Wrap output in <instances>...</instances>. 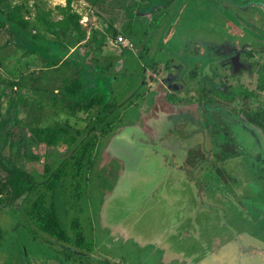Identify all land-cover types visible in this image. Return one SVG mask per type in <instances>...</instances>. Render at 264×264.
Returning <instances> with one entry per match:
<instances>
[{
	"label": "rangeland",
	"instance_id": "rangeland-1",
	"mask_svg": "<svg viewBox=\"0 0 264 264\" xmlns=\"http://www.w3.org/2000/svg\"><path fill=\"white\" fill-rule=\"evenodd\" d=\"M13 10L37 50L9 22ZM69 17L76 28H66ZM236 53L243 67L232 73ZM79 66L84 103L100 95L121 104L84 137H98L96 167L85 173L79 199L69 179L47 196L65 228L79 219L93 241L90 257L264 264V135L251 121L264 111V0H0V123L10 139L27 140L26 149L6 147L3 155L28 173L72 163L80 145L74 150L67 140L98 117L97 106L71 111L62 100ZM168 76L179 86H161ZM107 122H114L111 149L99 132ZM64 123L66 142L57 145L27 131ZM21 202L0 213V264H69L45 234L22 223Z\"/></svg>",
	"mask_w": 264,
	"mask_h": 264
},
{
	"label": "trees",
	"instance_id": "trees-1",
	"mask_svg": "<svg viewBox=\"0 0 264 264\" xmlns=\"http://www.w3.org/2000/svg\"><path fill=\"white\" fill-rule=\"evenodd\" d=\"M67 2L69 4L70 0H67ZM8 19H10L9 22L13 25L15 30L21 29V40L31 44L32 47L36 49L37 44L35 41H37V37L26 36V34L23 33L22 28L26 26V22L22 17L20 18L13 10L8 13ZM46 25L49 32L53 35L57 34L52 25H48L47 23ZM65 25L67 29H69V27H77L76 22L70 17L66 18ZM153 62V59L146 61L143 72L147 67H153ZM85 87L86 83L80 66L76 67L72 78L69 79L63 87L64 93L62 100L67 102L66 106L71 111L83 110L87 112L97 106L99 107V114L95 121L91 122L90 126L84 128L83 131L77 130L75 132L76 135L83 134L81 138H77L75 135L67 140L69 146H73L74 150L76 146L78 147L80 145L78 147L79 149L72 154V163H70L69 158L60 159L57 160L55 166L52 168L45 166L42 175L28 173L16 162V160H12L3 155V150L6 147L11 150L16 148L17 152L22 145L26 149L27 140L24 141L25 138H22V136H18L15 140H12L14 138L10 139L13 134L8 129L5 132L2 131L5 122L0 123V213L3 207L12 206L15 201L22 199L20 206V211L23 214L22 223H24V225L26 224L30 229L33 228L32 232L34 235L38 232L45 234L49 238L46 241L50 243L57 252L60 251L65 256V262H69V264H104L102 260L98 261V258L90 257L94 251L93 241L85 236L79 219H72L68 230L57 214L52 199L53 197L47 198L49 193L55 192L59 181L63 179L64 185L65 181L69 179L73 181V199H79L82 194L81 186L84 181L88 179L85 173H90V169L92 168L94 170L96 167L93 151L97 144L98 137L94 136L88 138L86 141H84V137L87 138L91 132H95L97 127L103 124V121L110 117L116 111L117 107L121 106V104H117L115 100L110 104L104 103L100 95L94 96L90 98L87 103H84L81 96ZM221 96L223 95L221 94ZM224 97L225 99L233 100V96L224 95ZM247 117L249 118V115H247ZM251 121L261 129L264 135V111L260 114H256V118L253 120L251 119ZM113 124L114 122H107L100 127L99 132L105 137V142H108V139L113 136V134H111ZM27 131L38 143L52 146L62 141L66 142L65 137L69 131V125L64 123L62 125L53 126H29ZM114 162L116 161L113 160L112 164ZM85 169L86 171H84ZM3 236L4 231L0 224V247ZM60 264L65 263L62 262ZM105 264H108L107 261H105Z\"/></svg>",
	"mask_w": 264,
	"mask_h": 264
},
{
	"label": "flooded vegetation",
	"instance_id": "flooded-vegetation-1",
	"mask_svg": "<svg viewBox=\"0 0 264 264\" xmlns=\"http://www.w3.org/2000/svg\"><path fill=\"white\" fill-rule=\"evenodd\" d=\"M162 1V0H161ZM157 6H159V5H157ZM157 6H155V8L157 7ZM206 49V48H205ZM232 57V58H231ZM237 57V60H238V62L235 60V58ZM230 59H231V66H232V68H231V72L232 73H234V71L232 70L233 68L234 69H238V68H242L243 67V64H242V62L240 61V55L239 54H235V55H232V56H230L229 57ZM172 73L173 72H171V73H169V74H171L172 75ZM192 75H196L195 73H193V70H192ZM204 74H206V75H208V73L205 71L204 72ZM205 75V76H206ZM169 77V76H168ZM208 77H209V75H208ZM197 81V80H196ZM196 81H195V83H196ZM162 85L161 86H163L164 88L165 87H171L172 85H178L179 86V84H177V83H175L174 82V80H173V77H169L168 79H164L163 80V82H160ZM166 84V85H165ZM199 85H200V83L197 81V83H196V86H198L199 87ZM181 86V85H180ZM162 89V87H160V90ZM198 89V88H197ZM167 99V102H175L174 100H172L170 97H168V98H166ZM154 102H155V100H153V104H154ZM198 102H200L199 100H198ZM152 104V105H153Z\"/></svg>",
	"mask_w": 264,
	"mask_h": 264
},
{
	"label": "water",
	"instance_id": "water-1",
	"mask_svg": "<svg viewBox=\"0 0 264 264\" xmlns=\"http://www.w3.org/2000/svg\"><path fill=\"white\" fill-rule=\"evenodd\" d=\"M150 1L155 2V3H158V2L161 1V0H150ZM235 60L238 62L237 57L235 58ZM110 140H111V141H110V143H109L107 149H111V147L114 145V142H115V140H116V137H113V138H111Z\"/></svg>",
	"mask_w": 264,
	"mask_h": 264
},
{
	"label": "crops",
	"instance_id": "crops-1",
	"mask_svg": "<svg viewBox=\"0 0 264 264\" xmlns=\"http://www.w3.org/2000/svg\"><path fill=\"white\" fill-rule=\"evenodd\" d=\"M170 1H171V0H170ZM224 5H226V4H224ZM228 6H229V5H228ZM119 36H121V37L123 38V41L127 42L126 39H125V37H124L123 35H119ZM122 43H123V42H122ZM122 43H119V44H122ZM122 45H125V44H122ZM125 46H126V45H125ZM213 46H214V45H213ZM220 46H221V45H220ZM123 47H124V46H123ZM214 47H215V46H214ZM144 72H145V71H144ZM144 72H143V73H144ZM162 89H163V88H162Z\"/></svg>",
	"mask_w": 264,
	"mask_h": 264
},
{
	"label": "built area",
	"instance_id": "built-area-1",
	"mask_svg": "<svg viewBox=\"0 0 264 264\" xmlns=\"http://www.w3.org/2000/svg\"><path fill=\"white\" fill-rule=\"evenodd\" d=\"M117 42L122 43L123 42V38L121 36H118L117 37Z\"/></svg>",
	"mask_w": 264,
	"mask_h": 264
}]
</instances>
